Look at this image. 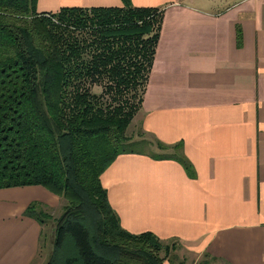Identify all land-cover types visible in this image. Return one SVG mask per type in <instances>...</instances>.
<instances>
[{
    "label": "crops",
    "instance_id": "1",
    "mask_svg": "<svg viewBox=\"0 0 264 264\" xmlns=\"http://www.w3.org/2000/svg\"><path fill=\"white\" fill-rule=\"evenodd\" d=\"M128 4L161 14L132 119L138 139L161 155L131 150L101 174L120 226L175 243L178 253L162 264L199 258L264 264V0ZM122 6V0H35V11L44 14ZM172 156L184 158L188 169ZM31 203L44 213L63 204L39 185L0 188V264L43 262V221L24 214Z\"/></svg>",
    "mask_w": 264,
    "mask_h": 264
},
{
    "label": "trees",
    "instance_id": "2",
    "mask_svg": "<svg viewBox=\"0 0 264 264\" xmlns=\"http://www.w3.org/2000/svg\"><path fill=\"white\" fill-rule=\"evenodd\" d=\"M122 2L44 14L35 0H0V188L39 185L62 199L45 264H162L170 252L125 231L100 183L131 151L122 145L161 23L159 10ZM24 214L48 217L38 203Z\"/></svg>",
    "mask_w": 264,
    "mask_h": 264
},
{
    "label": "rangeland",
    "instance_id": "3",
    "mask_svg": "<svg viewBox=\"0 0 264 264\" xmlns=\"http://www.w3.org/2000/svg\"><path fill=\"white\" fill-rule=\"evenodd\" d=\"M94 91L100 92V88L95 87ZM138 130L139 129H138L135 121H132V123L130 122L129 126L126 129V133H125L130 141L123 143L122 147L125 150L148 151L150 153H154V155H161L159 153V151H157L154 148V146L150 147L146 141H144L143 139H138L139 138V131ZM61 207L57 208L55 211L48 210L46 213L48 215L47 219L45 217L44 218L41 217L42 216L41 214H38L40 216V218L42 219L43 224H44L43 234H42L41 240H40L41 250L39 253V257H38V258L42 259L43 262H41L40 264H45L47 262L49 255L51 254L52 250L54 249L53 244H54V240H55V235H54L55 230H53L52 235L49 234V226L54 224V219H56L60 215ZM42 211L46 212L45 209ZM168 246L170 249V252H169L170 256H171V254L173 256L174 253H178L179 250L177 249V246L175 243L173 244L172 242H169ZM178 256H179V254H178ZM201 259L202 258L198 259L199 263L202 262L203 259L202 260ZM173 262H175V260H173ZM37 263H38V261H37ZM185 264H187V262ZM190 264H192V262Z\"/></svg>",
    "mask_w": 264,
    "mask_h": 264
}]
</instances>
